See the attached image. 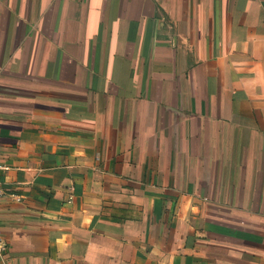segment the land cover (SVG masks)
Returning <instances> with one entry per match:
<instances>
[{"label":"crops","instance_id":"crops-1","mask_svg":"<svg viewBox=\"0 0 264 264\" xmlns=\"http://www.w3.org/2000/svg\"><path fill=\"white\" fill-rule=\"evenodd\" d=\"M0 264H264V0H0Z\"/></svg>","mask_w":264,"mask_h":264},{"label":"built area","instance_id":"built-area-1","mask_svg":"<svg viewBox=\"0 0 264 264\" xmlns=\"http://www.w3.org/2000/svg\"><path fill=\"white\" fill-rule=\"evenodd\" d=\"M5 191L4 188L0 185V199L4 197ZM6 248V243L0 240V252Z\"/></svg>","mask_w":264,"mask_h":264}]
</instances>
